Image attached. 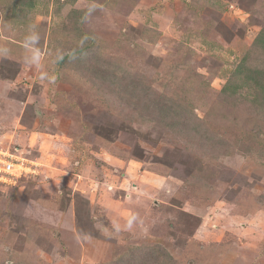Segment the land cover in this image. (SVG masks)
Here are the masks:
<instances>
[{
  "label": "rangeland",
  "instance_id": "rangeland-1",
  "mask_svg": "<svg viewBox=\"0 0 264 264\" xmlns=\"http://www.w3.org/2000/svg\"><path fill=\"white\" fill-rule=\"evenodd\" d=\"M0 264H264V0H0Z\"/></svg>",
  "mask_w": 264,
  "mask_h": 264
},
{
  "label": "built area",
  "instance_id": "built-area-1",
  "mask_svg": "<svg viewBox=\"0 0 264 264\" xmlns=\"http://www.w3.org/2000/svg\"><path fill=\"white\" fill-rule=\"evenodd\" d=\"M15 169V168H14ZM14 169H13V165H12V163H6V164H3L2 166H1V168H0V171H2V172H6V173H13V171H14Z\"/></svg>",
  "mask_w": 264,
  "mask_h": 264
}]
</instances>
